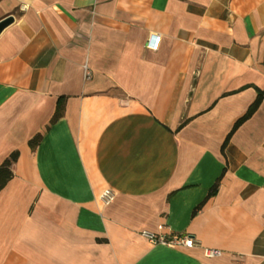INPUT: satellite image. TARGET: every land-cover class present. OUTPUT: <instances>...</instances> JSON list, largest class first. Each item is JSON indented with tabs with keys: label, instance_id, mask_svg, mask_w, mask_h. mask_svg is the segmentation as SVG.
Wrapping results in <instances>:
<instances>
[{
	"label": "crops",
	"instance_id": "0c3cea01",
	"mask_svg": "<svg viewBox=\"0 0 264 264\" xmlns=\"http://www.w3.org/2000/svg\"><path fill=\"white\" fill-rule=\"evenodd\" d=\"M10 16L0 264H264V98L222 150L264 94V0H0Z\"/></svg>",
	"mask_w": 264,
	"mask_h": 264
},
{
	"label": "built area",
	"instance_id": "2783aa9c",
	"mask_svg": "<svg viewBox=\"0 0 264 264\" xmlns=\"http://www.w3.org/2000/svg\"><path fill=\"white\" fill-rule=\"evenodd\" d=\"M161 36H152L151 39H149V42L147 44V48L153 52L157 51L160 46ZM92 78V73L86 69V80H89ZM109 196L108 194L106 195ZM146 238H148L153 244L155 245H162L168 248H181V247H194L196 245H200V243H197V241L186 234H163V233H153L150 231H144L142 233ZM205 254L209 258H216L222 256L223 252L217 249H210L205 248L204 249ZM229 258L232 261H245L247 259V255L244 253H230Z\"/></svg>",
	"mask_w": 264,
	"mask_h": 264
},
{
	"label": "trees",
	"instance_id": "16d2710c",
	"mask_svg": "<svg viewBox=\"0 0 264 264\" xmlns=\"http://www.w3.org/2000/svg\"><path fill=\"white\" fill-rule=\"evenodd\" d=\"M263 98H264V94H260L258 96V98L256 99V101L249 108L248 113L240 121H238V123L235 125L233 131L228 135V137H227V139H226V141L222 147L223 151H225V148L228 145L232 135L239 128V126L242 125L245 121L250 119L255 114V112L258 110V108L262 104ZM184 124H182V125H184ZM11 177H12V172L10 169V163H8L6 166L0 168V190H2V188L8 183V181L10 180ZM219 186H220V180H218L217 183L213 186V188L211 189V191L208 195V198L215 196L217 194ZM201 206L194 211V215L201 208Z\"/></svg>",
	"mask_w": 264,
	"mask_h": 264
},
{
	"label": "water",
	"instance_id": "95a60500",
	"mask_svg": "<svg viewBox=\"0 0 264 264\" xmlns=\"http://www.w3.org/2000/svg\"><path fill=\"white\" fill-rule=\"evenodd\" d=\"M14 22V17H7L0 21V34L6 29L9 25H11Z\"/></svg>",
	"mask_w": 264,
	"mask_h": 264
}]
</instances>
